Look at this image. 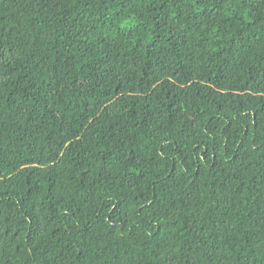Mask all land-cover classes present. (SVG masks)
Instances as JSON below:
<instances>
[{
	"label": "trees",
	"instance_id": "1",
	"mask_svg": "<svg viewBox=\"0 0 264 264\" xmlns=\"http://www.w3.org/2000/svg\"><path fill=\"white\" fill-rule=\"evenodd\" d=\"M0 264H264V0H0Z\"/></svg>",
	"mask_w": 264,
	"mask_h": 264
}]
</instances>
